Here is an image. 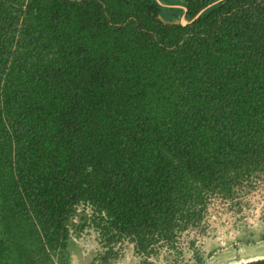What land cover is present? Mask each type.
<instances>
[{
	"label": "trees",
	"instance_id": "1",
	"mask_svg": "<svg viewBox=\"0 0 264 264\" xmlns=\"http://www.w3.org/2000/svg\"><path fill=\"white\" fill-rule=\"evenodd\" d=\"M0 0V264H185L264 179V0Z\"/></svg>",
	"mask_w": 264,
	"mask_h": 264
},
{
	"label": "rangeland",
	"instance_id": "2",
	"mask_svg": "<svg viewBox=\"0 0 264 264\" xmlns=\"http://www.w3.org/2000/svg\"><path fill=\"white\" fill-rule=\"evenodd\" d=\"M163 7L178 10V21L186 23L184 7L175 0H157ZM213 1L211 5L217 3ZM253 187L240 193L238 200H214L207 220L208 233L200 236L196 247L202 264H256L264 261V179H255ZM60 264H100L98 244L92 233L72 236ZM185 264H197L190 248L184 250ZM155 264H167L162 258ZM59 264V263H58ZM104 264H142L131 245L122 255Z\"/></svg>",
	"mask_w": 264,
	"mask_h": 264
},
{
	"label": "water",
	"instance_id": "3",
	"mask_svg": "<svg viewBox=\"0 0 264 264\" xmlns=\"http://www.w3.org/2000/svg\"><path fill=\"white\" fill-rule=\"evenodd\" d=\"M256 264H264V261L263 262H260V263H256Z\"/></svg>",
	"mask_w": 264,
	"mask_h": 264
}]
</instances>
